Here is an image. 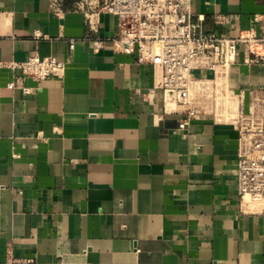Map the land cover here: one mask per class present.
<instances>
[{"label":"crops","instance_id":"crops-1","mask_svg":"<svg viewBox=\"0 0 264 264\" xmlns=\"http://www.w3.org/2000/svg\"><path fill=\"white\" fill-rule=\"evenodd\" d=\"M49 2L0 0V264H264V214L239 209L235 129L155 120L151 66L108 39L117 18L99 14L95 33L72 0L59 18ZM192 13L222 34L213 15H238L232 35L256 36L264 0H192ZM34 56L66 61L62 76L12 66ZM231 72L262 81L259 65Z\"/></svg>","mask_w":264,"mask_h":264},{"label":"built area","instance_id":"built-area-1","mask_svg":"<svg viewBox=\"0 0 264 264\" xmlns=\"http://www.w3.org/2000/svg\"><path fill=\"white\" fill-rule=\"evenodd\" d=\"M51 13L63 14L64 0H50ZM88 29L98 32V16H115L118 31L108 38L123 54L153 70L152 92H158L161 113L180 116L176 131L192 125H229L237 132L236 188L243 214H264V15L255 16L259 34L232 35L239 16L216 13L217 33L205 29L202 16L193 19L192 0H72ZM104 40L91 41L94 48ZM74 48V40L68 49ZM238 63L263 68L258 84L239 86L232 67ZM22 75L36 81L62 76L66 61L34 56L12 64ZM16 78L9 87L20 85ZM167 104H172L168 108ZM212 264H236L231 262Z\"/></svg>","mask_w":264,"mask_h":264},{"label":"bare ground","instance_id":"bare-ground-1","mask_svg":"<svg viewBox=\"0 0 264 264\" xmlns=\"http://www.w3.org/2000/svg\"><path fill=\"white\" fill-rule=\"evenodd\" d=\"M67 63V62H66ZM172 105V104H171ZM168 106V108H170V106L169 105H167Z\"/></svg>","mask_w":264,"mask_h":264},{"label":"rangeland","instance_id":"rangeland-1","mask_svg":"<svg viewBox=\"0 0 264 264\" xmlns=\"http://www.w3.org/2000/svg\"><path fill=\"white\" fill-rule=\"evenodd\" d=\"M167 105H169L170 107L172 106L171 104H167Z\"/></svg>","mask_w":264,"mask_h":264}]
</instances>
